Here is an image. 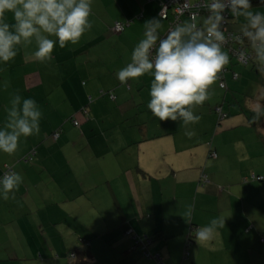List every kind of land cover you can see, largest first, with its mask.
Masks as SVG:
<instances>
[{
  "label": "crops",
  "instance_id": "crops-1",
  "mask_svg": "<svg viewBox=\"0 0 264 264\" xmlns=\"http://www.w3.org/2000/svg\"><path fill=\"white\" fill-rule=\"evenodd\" d=\"M159 8L160 0H93L92 26L77 44L56 46L41 63L33 41L0 65V126L16 95L42 112L38 134L21 137L11 155L0 152V175L7 165L23 177L0 198V264H73L83 254L85 264H158L132 247L134 235H146L147 252L163 264H252V192L231 175L219 181L211 167L222 159L207 160L214 117L218 125L230 115L222 103L210 115L194 111L201 119L188 137L182 122L160 121L147 108L151 76L116 78ZM237 21L231 29L240 30ZM115 22L125 24L121 32ZM170 27L163 19L162 35ZM229 56L225 87L217 79L226 90L231 70L238 72ZM201 164L210 166L204 180ZM188 206L191 221L183 217ZM216 217L225 226L212 241H196V228Z\"/></svg>",
  "mask_w": 264,
  "mask_h": 264
},
{
  "label": "clouds",
  "instance_id": "clouds-1",
  "mask_svg": "<svg viewBox=\"0 0 264 264\" xmlns=\"http://www.w3.org/2000/svg\"><path fill=\"white\" fill-rule=\"evenodd\" d=\"M264 2V0H260ZM93 0H0V65H6L18 54V46L36 43L32 53L41 63L50 62L56 46L77 44L91 28ZM196 6L206 15L192 12L189 19L170 27L162 35V15L144 22L142 38L132 49L130 62L116 72L121 84L152 77L147 108L160 121L182 122L185 135L195 133L189 127L200 115L194 107L209 99V89L223 67L230 62L224 50L231 34L226 35L229 17L243 18L239 34L240 57L249 61L264 79V11H254L251 0H187L180 10ZM13 22L9 23L8 14ZM264 92H258L249 110L253 121L264 117ZM42 112L31 98L16 95L7 109V121L0 126V152H16L21 137L38 134ZM23 182L19 172L9 170L0 176V198L7 200ZM193 209L186 207L183 217L191 221ZM225 226V217H216L197 227L195 240L212 241Z\"/></svg>",
  "mask_w": 264,
  "mask_h": 264
},
{
  "label": "rangeland",
  "instance_id": "rangeland-1",
  "mask_svg": "<svg viewBox=\"0 0 264 264\" xmlns=\"http://www.w3.org/2000/svg\"><path fill=\"white\" fill-rule=\"evenodd\" d=\"M253 10L264 11V4L254 6ZM243 22V18H239L234 27H241ZM224 50L228 52V49ZM232 63L234 64V60ZM238 64L233 67L240 73V77L237 80H233L231 76L228 78L229 90L219 88L216 81L210 86L209 99L202 105L195 106L194 111L201 110L210 115L214 113L215 105L222 103L224 113L230 114L218 125L214 117L210 136L217 137L212 141V148L217 147L216 143L220 144L221 154L217 150L219 158L208 157L207 160L212 162L222 159L218 165L211 167L212 171H216L215 176L219 181V178L231 175L234 180H242L244 192H252V264H259L264 259V243L259 239L260 235H264V179L258 181L251 177H264V117L253 121L254 113L249 108L256 94L264 92V79L254 64H249L248 67ZM223 98L225 99L222 101ZM207 166L201 164L200 180L203 172L208 173L210 166Z\"/></svg>",
  "mask_w": 264,
  "mask_h": 264
},
{
  "label": "built area",
  "instance_id": "built-area-1",
  "mask_svg": "<svg viewBox=\"0 0 264 264\" xmlns=\"http://www.w3.org/2000/svg\"><path fill=\"white\" fill-rule=\"evenodd\" d=\"M186 3H187V0H160V8H159L158 14H159V16L162 15L164 17V19H169L171 27L177 23H181L183 16H186L187 19H189V16L192 12H198V14L202 15V16L206 15V13L203 10L199 9L196 6L189 8L188 10H186L184 12L183 15H180V10L184 8V5ZM193 4L194 5L196 4V0H193ZM233 18H235V17H229L228 21L225 25L226 35L231 34L230 38L228 39V41L225 45V48H228L229 53L234 58H236V60L238 62L245 64L240 57V51L242 50L243 45H241L238 41H236L234 38H232L235 35L239 34V30H234V29H231V27H230V23H231V20ZM124 26H125V24L123 22H115L113 29L116 32H121L124 29ZM225 72H226V68L224 66L223 69L221 70V72L218 74V78L220 79V82H219L220 87H225V82L223 81V79H224L223 75ZM237 76H238L237 73H235V72L232 73L233 79H236ZM110 98H112V95H110ZM218 111L220 113V116L224 115L223 113L220 112V109ZM73 124L77 126L78 122L76 120H73ZM58 133H59L58 131L54 132L53 137H57ZM209 156L216 157V152L215 151L209 152ZM30 157L31 156L28 155L26 157V159H29ZM9 170H12V168L10 166L6 165L0 176H2L5 172H7ZM202 178L204 180V175H202ZM256 179H262V177L257 176ZM146 237H147L146 235H143V236L134 235L133 236V238L136 240L135 242H144V244L147 243V241H149ZM80 242L83 243L84 240L80 239ZM74 257H75V253L74 252L70 253L69 258L72 259ZM154 258H156V260L159 262V264H162L159 254H155Z\"/></svg>",
  "mask_w": 264,
  "mask_h": 264
},
{
  "label": "trees",
  "instance_id": "trees-1",
  "mask_svg": "<svg viewBox=\"0 0 264 264\" xmlns=\"http://www.w3.org/2000/svg\"><path fill=\"white\" fill-rule=\"evenodd\" d=\"M251 2H252V5H253V7L254 6H259V5H263L264 4V2H260V0H251ZM200 16H202V15H200ZM183 17H185V16H183ZM232 59L235 61V63L236 64H241L242 65V63H240V62H238L237 60H236V58H234L233 56H232ZM250 62V61H249ZM248 62V63H249ZM244 65V64H243ZM225 68H226V72H228V66H226L225 65ZM225 72V73H226ZM231 72L233 73V72H235V73H237L238 74V76H237V78L236 79H233V80H237L238 79V77H239V73L238 72H236L235 70H231ZM224 73V74H225ZM232 73L230 74L231 75V78H232ZM224 78H225V75H224ZM225 80V79H224ZM225 82V81H224ZM226 85V84H225ZM225 98H223L222 99V101L224 100ZM261 103L262 104H264V101H261ZM209 146H211V145H209ZM211 151H215L214 149H212L211 147H210V149H209V151H208V155H209V152H211ZM216 152V151H215ZM209 157H211V156H209ZM213 158H216V157H213ZM257 176H259V175H257ZM256 176V177H257ZM258 180H260V179H258ZM147 238V237H146ZM148 239V238H147ZM260 241L262 242V243H264V235L262 234V235H260ZM136 240L133 238V248H136V247H140V250L142 251V253L144 254V256H146L147 258H152V259H154L158 264H159V262L156 260V258H154V255H150V253H148L147 252V250H146V243L144 244V242H135ZM188 244H189V242L186 244V247L188 246ZM87 253V252H86ZM149 254V255H148ZM69 256V255H68ZM81 256V258H78L76 261H75V263H73V264H85L86 263V260L84 259V257H85V254H83V255H80ZM160 256V255H159ZM161 258V257H160ZM161 262H162V264H163V260H162V258H161Z\"/></svg>",
  "mask_w": 264,
  "mask_h": 264
},
{
  "label": "bare ground",
  "instance_id": "bare-ground-1",
  "mask_svg": "<svg viewBox=\"0 0 264 264\" xmlns=\"http://www.w3.org/2000/svg\"><path fill=\"white\" fill-rule=\"evenodd\" d=\"M70 253H73V252H70ZM70 255V254H69Z\"/></svg>",
  "mask_w": 264,
  "mask_h": 264
}]
</instances>
